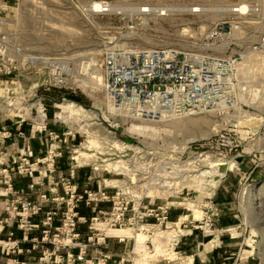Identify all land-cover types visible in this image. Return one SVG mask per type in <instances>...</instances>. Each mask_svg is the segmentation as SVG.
<instances>
[{
    "label": "rangeland",
    "instance_id": "374dc122",
    "mask_svg": "<svg viewBox=\"0 0 264 264\" xmlns=\"http://www.w3.org/2000/svg\"><path fill=\"white\" fill-rule=\"evenodd\" d=\"M102 1L117 7L114 14L121 15H100L92 11V4ZM146 2L154 9L199 6L204 13L191 16L188 12H170L166 18H134L129 13ZM220 7H226L223 0H25L17 12L14 10L17 21L14 29L21 52L15 75L0 85V109H4L0 120L6 123L17 116L20 125L41 131L40 135L53 132L57 139L51 145L60 154L53 165L56 159L69 164L72 170L69 178L80 180V195L98 189L111 194L125 188L133 178L130 170L136 169L149 174L147 181L135 180L136 185H150L144 191V186L136 188V194L147 195L156 205L164 201L172 207L169 224L160 229L174 231L173 237L175 234L177 237H170L163 247L164 253L156 256L152 234L157 229L143 232L146 240L137 243L135 236L142 232L122 229L118 233L100 225V221L93 227L89 220L80 221L81 243L98 233L105 239L125 236L123 246L117 249L119 255L130 257L123 264H184L190 256L193 264H264V166L255 168L258 162L253 157L252 138L242 147L227 152L225 161L235 166L234 171H227L215 188L209 184L212 174H204L215 171L205 165L189 167L173 161L208 149L210 141L215 142L218 129H238L237 133L245 137L243 130L253 128L252 120L244 121L262 103L250 104L248 100L254 88L250 73L252 61H247L245 66L241 63L238 68L243 80L251 84L249 96L239 97V112L224 119L202 115L169 120L127 119L116 112L109 113L102 85V60L108 50L182 52L192 49L198 43L199 34L220 19L213 12ZM52 63H58L70 74L66 75V88L54 87L47 92L36 85L44 73L60 72ZM70 103L76 107L69 108ZM74 109L78 111L75 113ZM41 119L52 121V129H76L75 147L65 148L61 135L48 131ZM229 122L237 127L228 128ZM240 153L241 157L233 159ZM21 160L15 167L22 165ZM116 163L117 167L111 165ZM59 166L62 169L61 163ZM57 175L64 180L67 177L61 170ZM247 191L252 192L249 195ZM94 206L82 201L80 211L91 214L92 218L98 211L108 213L111 209V203H106L109 211L99 208L94 213ZM196 215L202 217L194 218ZM183 216L187 219L179 225ZM206 219L212 222L210 230L203 225ZM98 246L90 254H99ZM5 247L10 251L15 248ZM172 253L176 254L175 258Z\"/></svg>",
    "mask_w": 264,
    "mask_h": 264
},
{
    "label": "built area",
    "instance_id": "2783aa9c",
    "mask_svg": "<svg viewBox=\"0 0 264 264\" xmlns=\"http://www.w3.org/2000/svg\"><path fill=\"white\" fill-rule=\"evenodd\" d=\"M223 1L226 9L219 14L220 19L216 23H210L207 29L199 34L198 43L192 49L182 52L161 49L108 50L102 60V85L107 106L124 118L139 120L180 118L187 115H202L216 120L238 113L241 108L239 97L249 96L251 88V84L243 80L238 68L249 55H260L264 58V0ZM23 2L25 0H0V85L3 82L7 83L18 69L17 57L21 49L14 29L17 21L13 15ZM99 3L103 7L98 11L91 8L92 11L100 15H121L114 14L116 11H112L106 1ZM187 9L188 15L191 16H200L204 13V9L199 6ZM129 13L134 18L136 16L166 18L170 14L163 7L154 9L148 2L142 7L130 9ZM52 64L57 67L56 71L60 72L44 73L36 85L47 92L54 87L66 88L67 76L70 74L67 69L59 67L58 63ZM3 113L4 109H0V114ZM250 120L253 128L243 130L245 137L237 133L238 129H218L214 135L215 142L210 141L208 149L201 150L199 154L192 153L186 159L179 158L173 161L189 167L194 165L207 167L205 158L225 160L227 152L242 147L252 138L253 157L258 162H255V168L264 166V103L244 122ZM232 127L235 128L237 125L229 122L228 128ZM35 132L41 131L35 129ZM4 136L3 138L10 137L7 133ZM19 136L23 137L22 134ZM48 136L51 141L57 139L53 132L48 133ZM55 150L56 148L51 145L46 156L51 173L54 170V159L60 156ZM241 156V153L237 154L233 159ZM191 159L193 161L188 162ZM21 163L22 165L12 167L10 171L5 170L0 175L8 172L9 176L10 174L25 176L34 172V166L27 158H23ZM130 172L133 178L129 179V184L125 188L115 190L112 195L103 189L96 192L84 191L83 196L78 195L76 187L65 179L63 183L65 197L52 200L53 207L45 213L39 225H35L32 218L42 211V204L47 202L45 195L41 197L40 203L26 198L7 199L6 206L11 211V219L24 237L35 230H41L42 237L39 241H34L33 248L39 242L45 244L51 241L53 245L51 249L42 251L37 264H86V245L80 248L77 255L71 252L79 240L77 224L80 219L75 210L82 201L87 205L111 203L108 213L98 211L95 217L90 218L92 227L98 221L108 229H131L135 232H141L143 227L159 229L167 227L172 207L164 201L156 205L147 195H137L136 188L144 186V191L150 185L146 183L137 186L134 181H147L149 174L137 172L136 169ZM190 175L188 174V179L191 178ZM10 180L11 178L7 180L6 185L11 191ZM62 206L65 209L61 212V225L54 229V218ZM203 225L209 230L213 226L210 219H206ZM53 230L55 234L50 239ZM11 236L10 233L8 241ZM104 243L105 237L102 233L88 238V244ZM9 264L29 263L14 260Z\"/></svg>",
    "mask_w": 264,
    "mask_h": 264
},
{
    "label": "crops",
    "instance_id": "0c3cea01",
    "mask_svg": "<svg viewBox=\"0 0 264 264\" xmlns=\"http://www.w3.org/2000/svg\"><path fill=\"white\" fill-rule=\"evenodd\" d=\"M13 118L14 120L12 119V121H8L6 123H4L5 121H3V119L0 120V173H3L5 170L10 171V169L15 167V165L23 158H27L29 163L34 166V172L25 176H18L16 174H10L9 176L8 172L0 175V264H9L14 260L17 262L37 264V260L41 256L42 251L48 248L51 249L53 245L51 241L45 244L39 242L36 247L33 248L34 241H39L42 237L41 230H35L28 236L24 237L23 233L17 229L14 220L11 219V211L9 210V207L6 206V200L26 198L32 202L40 203V201H42L41 197L45 195L47 202L42 204V211L37 216L32 218V222L35 225H39L44 219L45 213L53 207L52 200L55 198L65 197L63 187L65 180L63 177L57 175L59 170L67 173L66 180L76 187L78 195H80V180L76 178L70 179L69 175L72 170H70L71 168L69 164L66 163L65 165L62 161L57 159L55 161L54 174H52L50 172V163H47L46 160L47 153L52 144L49 136L40 135L35 132V129H28L27 127H24L25 125H20V123H18L19 117L16 116ZM41 124L43 126L46 125L49 128L47 129L48 131H56L59 135H61V144H66V146L64 145L65 148H69L70 145L75 147L76 142L74 141L75 136L73 134H77L76 129H52L54 127L52 121L45 122L44 119H41ZM5 133H7L8 136L10 135V137L3 138L5 137ZM20 134H22L23 137H20ZM60 163L63 166L62 169H60ZM9 178H11V191L6 185ZM107 193L112 195L114 192L112 191L111 194L109 192ZM157 203L158 205L161 204V202ZM99 208L109 211L110 206L107 208L106 203H100L96 204L92 210L96 213V209ZM64 209L65 207L62 206L58 215L54 218V229L60 227L61 212ZM75 211L80 220L77 224L79 240L71 250L74 255H77L80 248L83 245H86V264H123L125 261H129V255H119L117 253V249L123 246V243L125 242V236L124 238H121L122 235H113L112 237L109 236L105 239L104 244L101 246L99 245V254H90V250L95 247V245L88 244V238L86 240H82V243L80 242V221L87 222L90 220L92 215H89V213H82L80 211V204ZM10 233L12 236L8 241ZM54 234L55 230L52 231L50 239ZM10 245L15 247L13 251L7 250L8 248L5 247Z\"/></svg>",
    "mask_w": 264,
    "mask_h": 264
},
{
    "label": "bare ground",
    "instance_id": "6f19581e",
    "mask_svg": "<svg viewBox=\"0 0 264 264\" xmlns=\"http://www.w3.org/2000/svg\"><path fill=\"white\" fill-rule=\"evenodd\" d=\"M102 7H103V5L99 2H94L91 6V8L95 11H98ZM108 7H110L112 9V11H117V10H115L117 7H112L110 5ZM225 9L226 8L220 7V8L215 9L216 11H213V12L220 14V13L224 12ZM165 10L169 11V12H187L188 9L179 8V7H172V8H165ZM24 61H26V60H24ZM247 61H252V64L250 66L252 72H250V73L252 74V77L254 78V80H253V87L254 88H252V92L250 94L249 102H251L250 104H252L253 102H259V103H262V105H263V103H264V58L260 55H249L245 58L244 62H242L243 63L242 65L245 66ZM246 67L250 71V69L247 65H246ZM41 81H43V78L41 79ZM68 107L73 109L76 106L73 103H70V104H68ZM107 108H108L109 113H113V110L109 106H107ZM77 111L78 110H75L74 112L76 113ZM74 112H71V113H74ZM163 119L169 120L172 118L168 119V118L164 117ZM205 160H207L206 161L207 162L206 163L207 168L212 169V171H215L214 173H210L209 171L204 172V174H206V173L212 174V179L210 180L209 184L213 188H215L219 184L220 178L225 174V172L234 171L235 166L233 167V165L231 164L230 161H225L223 159H219V160L217 159L214 161L213 159H209V158H205ZM117 164L118 163L111 164V165H114L115 167H117ZM200 176H203V174H200ZM251 192L252 191H247V193L249 195ZM248 194H245V196H248ZM193 209L195 212H198L197 209L196 210H195V208H193ZM200 217H202V215L201 216L200 215L194 216V218H200ZM186 219H187V217H185V216L181 217L178 221V224L180 225V223ZM173 225L176 226V223ZM151 228H156V227H143V229L141 231L142 233H138L135 236V241L137 243L144 242L146 240V236H145V234H143V232L149 233L151 231L150 230ZM156 229L157 230H155L154 233L152 234L153 235L152 242L154 244V251H155L154 256L161 254V253H164L163 247L165 248V245H166L167 241L169 242L170 237H172V239L177 237L176 234L173 237L174 231H161V229L159 230V228H156ZM111 230L123 232V230H119V229H111ZM145 256H147V254H145ZM171 256H172V258H175L176 254L172 253ZM184 264H193V258L188 257L187 260L184 262Z\"/></svg>",
    "mask_w": 264,
    "mask_h": 264
}]
</instances>
